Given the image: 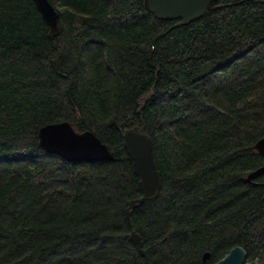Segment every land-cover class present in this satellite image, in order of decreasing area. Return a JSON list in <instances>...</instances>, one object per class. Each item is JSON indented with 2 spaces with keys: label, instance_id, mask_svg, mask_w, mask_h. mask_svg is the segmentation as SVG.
<instances>
[{
  "label": "trees",
  "instance_id": "trees-1",
  "mask_svg": "<svg viewBox=\"0 0 264 264\" xmlns=\"http://www.w3.org/2000/svg\"><path fill=\"white\" fill-rule=\"evenodd\" d=\"M49 1L51 36L33 0H0V264H212L235 245L264 264V175L246 180L264 164V0H217L188 24L144 0ZM62 120L114 159L46 152L38 129ZM127 126L161 175L130 224Z\"/></svg>",
  "mask_w": 264,
  "mask_h": 264
},
{
  "label": "water",
  "instance_id": "water-1",
  "mask_svg": "<svg viewBox=\"0 0 264 264\" xmlns=\"http://www.w3.org/2000/svg\"><path fill=\"white\" fill-rule=\"evenodd\" d=\"M217 0H144L146 9L158 19L180 18L184 24L199 18L211 8ZM41 17L48 25V35L59 33L58 12L49 0H33ZM39 145L48 153L57 154L68 161H93L114 159L112 151L93 131H76L69 121L48 122L37 132ZM123 145L133 165V172L139 179L141 196L131 199L125 209L130 224L131 209L146 199L157 196L161 186V175L153 156L151 137L136 126L122 131ZM259 154L264 155V135L252 145ZM264 175V164L250 170L246 180L256 184L254 178ZM131 241L139 253L144 255L141 236L132 230ZM209 251L202 254V260L209 258ZM212 264H260L256 260H246V251L235 245L220 259Z\"/></svg>",
  "mask_w": 264,
  "mask_h": 264
},
{
  "label": "bare ground",
  "instance_id": "bare-ground-1",
  "mask_svg": "<svg viewBox=\"0 0 264 264\" xmlns=\"http://www.w3.org/2000/svg\"><path fill=\"white\" fill-rule=\"evenodd\" d=\"M60 10V9H59ZM63 22V21H62ZM74 31V30H73ZM136 122V121H135ZM139 124V123H138ZM126 125V124H125ZM133 125V124H132ZM128 127V126H127ZM145 127V126H144ZM123 129V128H122ZM145 131V130H144ZM147 131V130H146ZM112 149V148H111ZM57 156V155H56ZM34 178H35V176H34ZM128 247H130V246H128Z\"/></svg>",
  "mask_w": 264,
  "mask_h": 264
}]
</instances>
